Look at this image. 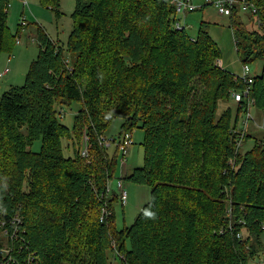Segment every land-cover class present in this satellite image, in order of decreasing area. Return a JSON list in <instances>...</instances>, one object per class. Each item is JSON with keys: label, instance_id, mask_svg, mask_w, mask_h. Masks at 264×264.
<instances>
[{"label": "trees", "instance_id": "1", "mask_svg": "<svg viewBox=\"0 0 264 264\" xmlns=\"http://www.w3.org/2000/svg\"><path fill=\"white\" fill-rule=\"evenodd\" d=\"M60 1L39 0L56 18ZM9 5L0 0V56L22 30H9ZM257 6V17L233 8L227 18L240 61L262 63L249 95L264 121V0ZM176 20L169 0H75L66 44L36 27L37 57L23 84L0 98V232L9 231L16 264L30 255L35 264H109L108 253L121 264H259L264 140L242 151L246 105L231 93L243 83L217 65L221 51L207 23L192 37ZM220 102L235 112L227 106L218 116ZM73 105L69 128L60 119ZM114 118L123 123L110 154L99 138ZM134 129L143 132V164L125 179L149 185L150 200L118 229V195L107 198L103 220L100 195Z\"/></svg>", "mask_w": 264, "mask_h": 264}, {"label": "rangeland", "instance_id": "2", "mask_svg": "<svg viewBox=\"0 0 264 264\" xmlns=\"http://www.w3.org/2000/svg\"><path fill=\"white\" fill-rule=\"evenodd\" d=\"M203 1L204 0H194V4L197 6H201L203 4ZM18 2L21 5L23 4V7L21 8L20 6L19 9H23L24 15L22 16L20 12L17 15L16 12L13 13V8H11L14 3L18 5ZM74 8L75 0H61L59 7L61 15L59 18H56L54 11L50 10L48 7H44L39 2V0H10V6L8 8V28L12 33H15L16 28L19 27L20 19L23 16H25L26 19L27 17L32 18V15L29 14L30 10L34 11L36 18L38 19H27L26 22L28 24L25 29L28 30V33L30 35H28V33L23 35V31H25V29L23 31L21 30L20 37H17L20 44H17L10 54H2L0 56V73H2V70L4 69L7 56L14 57L8 67L9 69L11 68L13 70V73H9L8 75H5L0 79V98L2 94L8 91L11 87L21 86L23 84L25 74L30 63L35 60L38 55L39 46L36 41L32 42L33 39H36V32H34L33 28L41 27L50 39L59 41L62 44H66L68 36L72 29L71 14L73 13ZM177 18L180 21L181 26H185L184 29L186 30L187 34L192 37L197 36L202 22L207 23L208 25L205 29L221 51V57L219 59L220 66L232 75H241L244 64L240 61L239 55L237 54L236 40L229 27V18L219 15L217 11L211 6H203L194 12L186 14L185 17ZM241 19L243 23L249 26V28L257 27L254 21H249L248 15L242 14ZM16 62L18 63L17 65H15ZM245 65L249 66L250 74L252 76H258L261 74V62H253ZM219 104L221 105L219 107L218 116L219 113H221L227 106H231L235 112V106H232L233 103L220 102ZM76 110V105H73L71 108L66 109L64 111V117L60 119V123L65 125L66 127L71 128L73 123V116L75 115ZM251 114L254 122L257 123L259 127H256L253 121L248 122L246 132L250 136V138L248 139V141H245V144L242 147V151L250 150L253 147L255 138L264 140L263 118L260 115L256 116L254 108L251 109ZM244 119L239 120L238 126L242 125L243 127ZM122 123V119H112L110 121V124L107 126L103 136L108 140H115L118 143V134L120 133ZM129 137H131L132 145L125 157V167L122 170V168L118 166L117 173L114 176V179H112L113 192L118 195L119 191L116 187L117 178L123 175V188L126 190L128 195L127 202L123 205V210H121L119 205L115 207L116 225L118 229H121L124 226L129 227L133 224L138 213L149 202L151 192V188L149 185L138 184L125 179V177L129 176L133 172V170L141 167L143 164V132L139 129H134L129 133ZM65 144L66 142L64 141V145ZM114 146L115 144H113L112 147L108 148L107 152L112 154ZM38 149L39 143H35L33 151L36 152L38 151ZM64 154L65 156H69V152L67 150L64 152ZM262 240L264 243V236L262 237ZM4 241L6 242L5 238ZM260 260H264V256H260L258 258V261ZM108 261L109 264H121L119 258L114 253H108Z\"/></svg>", "mask_w": 264, "mask_h": 264}, {"label": "built area", "instance_id": "3", "mask_svg": "<svg viewBox=\"0 0 264 264\" xmlns=\"http://www.w3.org/2000/svg\"><path fill=\"white\" fill-rule=\"evenodd\" d=\"M171 5L174 7L175 10V15L176 18L177 17H185L186 14L191 13L196 11L197 9L203 7V6H211L213 7L217 13L221 16L227 17L231 14V11L233 8H239L245 12L251 13L253 15L258 14V6H257V2L258 0H204L203 4L201 6H197L194 4V0H169ZM26 3V1H25ZM10 6V5H9ZM8 6V7H9ZM259 19H257V24H259ZM20 27L24 28L27 25L26 22V18L25 16H23L20 19ZM175 28L178 30H183L185 28V26H181L180 21L176 20L175 23ZM32 42H35V40L33 39ZM16 44H19V40H16ZM217 65L220 66V62H217ZM221 67V66H220ZM10 72V69L8 67H6L2 73H0V79L3 78L5 75H7ZM234 76V80L235 82H241L244 85V88L242 90H234L231 93V97L233 99L234 102L236 103H242L244 102V104L246 105V114H245V119H244V123H243V128L246 129L247 124L249 121H253L254 125L256 127H259L257 125V123L254 122L252 114H251V109L255 106V100L253 97H251L249 95V93L252 90V85L254 83V76H252L250 74V68L248 65H243L242 68V73L240 76ZM61 116L63 115V111L60 112ZM263 129V128H261ZM243 134L241 135L242 138ZM86 139V138H85ZM99 142L102 146H104L105 148H110L112 147L113 144L117 145V142L115 140H108L106 139L104 136H101L99 138ZM242 144V140L240 139L237 142V147L240 148ZM132 145V141H131V137H129V135H125L122 139V142L120 143V152H121V158L119 161L120 167L123 168L125 167V157L130 149ZM81 156L86 158L87 157V148L84 147L83 150L81 151ZM123 175H121L119 178H117V183H116V187L118 188L119 194H118V199L119 202L124 205L127 202L128 199V195L126 190L123 188ZM113 183L112 180L108 181L104 191L101 193L100 198L105 199V204L101 209V220H103L104 218H106L107 216H109L111 213L108 210L107 207V198L111 196L112 192H113ZM22 218L20 216H15L13 218L12 221V225L15 226V230L14 232H17V226L21 223ZM4 226V223L1 224V227ZM0 237L1 238H5L6 242H5V247L3 249H1L0 254L2 257L4 258H8V261L5 264H8L9 262H12L13 264H16L15 261L12 259V257L10 256L11 254V247H9V245L7 244V242L9 241V239L11 238V235L9 236V231L8 230H3L0 232ZM237 237H240V234L237 235ZM259 264H264V260H260L258 262ZM1 264V263H0ZM27 264H35V257L33 255H30L27 258Z\"/></svg>", "mask_w": 264, "mask_h": 264}, {"label": "crops", "instance_id": "4", "mask_svg": "<svg viewBox=\"0 0 264 264\" xmlns=\"http://www.w3.org/2000/svg\"><path fill=\"white\" fill-rule=\"evenodd\" d=\"M20 6H21V8H22V7H23V4L21 5V4L18 2V5H17L16 3H14L13 6H11V8H13V13L16 12V15H17V14H19V12H20V14H21V16H22V15H24V14H23V9L19 10V9H20ZM29 14L32 15V18H31V17H27L28 20H36V19H38V18H36V15H35L34 11L30 10V11H29ZM27 19H26V20H27ZM27 24H28V23H27ZM26 26H27V25H26ZM25 28H26V27L22 28V31H23ZM33 29H34V32H35L36 28L34 27ZM30 32H31V31H30ZM26 33H28V30L25 29V31H23V35L26 34ZM28 35H30V34L28 33ZM29 37H30V36H29ZM30 41H31V39H30ZM19 44H20V43H19ZM19 44H18V45H19ZM13 58H14L13 56H12V57H11V56H7V58H6V63H5V66H4V69H5L6 67H9V65L11 64V61H12ZM17 62H18V61H17ZM17 62H16L15 65L18 64ZM15 67H16V66H15ZM15 67H14V68H15ZM4 69H3V70H4ZM10 69H11V68H10ZM3 70H2V71H3ZM12 71H13V70L11 69L10 73H13Z\"/></svg>", "mask_w": 264, "mask_h": 264}]
</instances>
